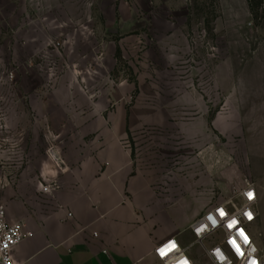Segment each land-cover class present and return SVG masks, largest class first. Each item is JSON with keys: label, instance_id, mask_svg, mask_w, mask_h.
Returning <instances> with one entry per match:
<instances>
[{"label": "rangeland", "instance_id": "374dc122", "mask_svg": "<svg viewBox=\"0 0 264 264\" xmlns=\"http://www.w3.org/2000/svg\"><path fill=\"white\" fill-rule=\"evenodd\" d=\"M51 40L63 44L52 76L40 66ZM0 50L18 69V93L4 85L0 95L25 134L22 166L33 159L25 137L33 94L47 100L66 82L78 100L109 101L106 115L125 102L137 163L189 180L205 202L186 212L199 217L264 181V0H0ZM36 150L46 153L43 140ZM191 253L210 264L200 245Z\"/></svg>", "mask_w": 264, "mask_h": 264}, {"label": "crops", "instance_id": "0c3cea01", "mask_svg": "<svg viewBox=\"0 0 264 264\" xmlns=\"http://www.w3.org/2000/svg\"><path fill=\"white\" fill-rule=\"evenodd\" d=\"M33 95L25 136L33 159L1 195L9 222L33 232L14 249L17 263L162 264L154 255L157 244L171 237L187 244L198 217L184 206L205 202L189 180L137 163L125 102L106 115L109 101L78 100L82 94L66 82L47 100ZM42 140L61 150L63 165L47 150L37 152ZM254 183L264 211V181ZM259 219L255 226L264 235Z\"/></svg>", "mask_w": 264, "mask_h": 264}, {"label": "built area", "instance_id": "2783aa9c", "mask_svg": "<svg viewBox=\"0 0 264 264\" xmlns=\"http://www.w3.org/2000/svg\"><path fill=\"white\" fill-rule=\"evenodd\" d=\"M61 42L50 41L42 54L41 70L50 76L56 73V62L51 60L56 51L62 48ZM0 86H11L13 94L18 93L17 67L6 66L3 52L0 50ZM51 86L44 88V95L50 94ZM15 96V95H14ZM14 101L11 105H13ZM9 102L6 96L0 95V264H19L14 260V249L25 239L32 237L33 232L27 229L23 222L11 223L8 220L6 205L1 195L9 186L16 183L22 163L26 158L21 147L22 133L13 129L7 114ZM47 154L56 166L64 164L61 150L50 144ZM7 155V157H6ZM28 159V158H27ZM45 191L49 186L44 187ZM248 193H252L249 198ZM236 198V200H235ZM259 188L254 182H248L243 188L234 191L232 198L208 208L191 225L193 242L182 244L177 237L163 240L154 248L155 257L162 264H197L191 253L194 244L202 247L203 255L210 264H264V252L259 246L258 236L254 230L259 219ZM223 209L225 216L221 217L219 210ZM248 214H251L249 219ZM69 217L73 214L69 213ZM216 223L213 224L208 217ZM235 220L237 223L228 228V223ZM243 230L244 236L240 235ZM244 237L247 238L245 243ZM229 241H235L243 255L237 253ZM172 244L174 247L166 254L161 255L160 249ZM223 257V259H221Z\"/></svg>", "mask_w": 264, "mask_h": 264}, {"label": "snow or ice", "instance_id": "6c2138e0", "mask_svg": "<svg viewBox=\"0 0 264 264\" xmlns=\"http://www.w3.org/2000/svg\"><path fill=\"white\" fill-rule=\"evenodd\" d=\"M248 196H249V198H251V197H252V193H248ZM219 214H220L221 217H224V216H225V212H224V210H223V209L219 210ZM248 216H249V219H251V214H248ZM208 219H209L213 224L216 223V221H215L211 216H209ZM236 223H237V222H236L235 220H231V221H229V223H228L227 226H228V228H232L233 226H235ZM240 235H241L242 237L244 236V232H243V230H240ZM244 240H245V243H247V238H246V237H244ZM229 243L232 244L233 247L236 248L237 253H239L240 255H243V253L240 252L239 247H237V246L235 245V241H229ZM172 247H174V245H172V244H168V245H166L164 248H161V249L159 250V251H160V254H161V255L166 254V252H167V251H170ZM221 259H223V257H221ZM252 264H255V262L253 261Z\"/></svg>", "mask_w": 264, "mask_h": 264}]
</instances>
